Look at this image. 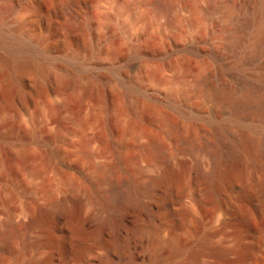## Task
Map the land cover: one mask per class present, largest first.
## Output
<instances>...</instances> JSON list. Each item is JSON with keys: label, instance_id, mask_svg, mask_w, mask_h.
Masks as SVG:
<instances>
[{"label": "bare ground", "instance_id": "1", "mask_svg": "<svg viewBox=\"0 0 264 264\" xmlns=\"http://www.w3.org/2000/svg\"><path fill=\"white\" fill-rule=\"evenodd\" d=\"M3 1L13 13L24 0ZM160 1L176 17L192 7L203 22L182 48L195 73L168 101L179 121L164 125L159 147L138 143L130 161L115 145L116 178L91 200L68 187L23 211L26 230L50 233L28 241L32 264H235L237 253L264 264V0ZM29 24L0 28V67L11 74L55 58L26 46ZM1 239L5 251L10 238Z\"/></svg>", "mask_w": 264, "mask_h": 264}, {"label": "rangeland", "instance_id": "2", "mask_svg": "<svg viewBox=\"0 0 264 264\" xmlns=\"http://www.w3.org/2000/svg\"><path fill=\"white\" fill-rule=\"evenodd\" d=\"M162 4L24 0L12 13L0 0V28L29 21L26 46L55 57L30 75L0 67V253L14 254L0 264H32L28 241L50 234L26 230L23 211L49 206L68 187L91 200L116 178L115 145L130 161L138 143L159 147L164 125L179 121L168 101L180 100L181 82L195 73L182 48L203 22L192 7L190 16L176 17ZM250 254L237 253L235 264Z\"/></svg>", "mask_w": 264, "mask_h": 264}]
</instances>
